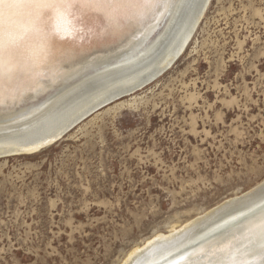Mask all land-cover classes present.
<instances>
[{"label":"rangeland","instance_id":"rangeland-1","mask_svg":"<svg viewBox=\"0 0 264 264\" xmlns=\"http://www.w3.org/2000/svg\"><path fill=\"white\" fill-rule=\"evenodd\" d=\"M263 179L264 0H209L155 79L0 157V264H121Z\"/></svg>","mask_w":264,"mask_h":264},{"label":"bare ground","instance_id":"bare-ground-1","mask_svg":"<svg viewBox=\"0 0 264 264\" xmlns=\"http://www.w3.org/2000/svg\"><path fill=\"white\" fill-rule=\"evenodd\" d=\"M208 2L160 0L148 17L120 22L89 9L71 10L52 35L51 70L34 80L20 74L22 87L0 103V157L51 144L101 106L151 82L178 58ZM56 26L55 19L49 20V29ZM22 53L36 55L39 47L29 44ZM263 182L223 199L167 233H156L134 247L121 264H157L176 251L184 253L177 259L187 257L180 264H207L222 246L242 250L247 244L246 228L264 209V195L217 221L212 217Z\"/></svg>","mask_w":264,"mask_h":264},{"label":"snow or ice","instance_id":"snow-or-ice-1","mask_svg":"<svg viewBox=\"0 0 264 264\" xmlns=\"http://www.w3.org/2000/svg\"><path fill=\"white\" fill-rule=\"evenodd\" d=\"M159 4L160 0H0V103L22 87L20 74L34 80L51 70L48 52L52 35L71 10L89 9L120 22L146 18ZM52 19L57 26L49 29ZM29 44L38 45L39 53L23 55ZM245 231L247 244L242 250L234 252L231 245L222 246L217 250L219 255L213 253L215 258L207 264H264V209Z\"/></svg>","mask_w":264,"mask_h":264},{"label":"water","instance_id":"water-1","mask_svg":"<svg viewBox=\"0 0 264 264\" xmlns=\"http://www.w3.org/2000/svg\"><path fill=\"white\" fill-rule=\"evenodd\" d=\"M156 78V77H155ZM148 84V83H147ZM145 86V85H144ZM142 88V87H141ZM136 91V90H135ZM264 195V182L258 186L257 188H255L251 193L243 196L242 198H240V200H234L228 204H226L225 206H222L220 207L219 209L223 208V207H226L227 205H231L229 208H227L226 210L224 211H220V212H217V214H215L212 219L214 221H217L223 214H227V213H230L231 211H234L235 209H238L240 208L241 205H246L250 202H252L253 200H255L256 198L260 197V196H263ZM231 203H234V204H231ZM215 213V212H214ZM177 242V241H176ZM174 242V243H176ZM179 242V241H178ZM184 249V248H183ZM182 249V250H183ZM181 250V251H182ZM184 253H178V251L174 252V253H171L170 255H167L164 259H162L161 261H159V263L157 264H164L165 261L167 262L168 261H171L169 259H172L173 261V258L176 257V261H178V264L182 263L186 258L185 257H180L179 259H177L178 256H184L183 255ZM166 264H169V263H166Z\"/></svg>","mask_w":264,"mask_h":264}]
</instances>
